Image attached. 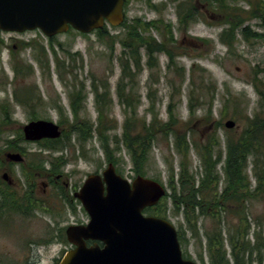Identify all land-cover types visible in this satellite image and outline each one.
<instances>
[{
  "label": "rangeland",
  "instance_id": "obj_1",
  "mask_svg": "<svg viewBox=\"0 0 264 264\" xmlns=\"http://www.w3.org/2000/svg\"><path fill=\"white\" fill-rule=\"evenodd\" d=\"M261 1L264 3V0ZM249 2H256V0H223L218 4L217 1H212L209 6L201 0H128L126 3L125 13L128 22L140 18L144 22L163 20L164 23L172 24L174 40L171 41V48L175 52L174 63L169 67L170 59L167 54H155L156 65L151 67L148 64L149 56L146 53L142 56L143 69L139 74L137 73L138 75L136 74L138 87L135 89L141 100L138 117L141 124L150 123L155 114L158 115V121L164 123L170 119L169 105L172 103L174 117L177 120L176 131L179 135L185 134L192 145L189 161L195 172H200L202 169L200 151L205 147L204 145L217 139L219 146L215 149L218 152L221 147L223 158H225L227 139L239 138L248 125L247 119L261 110L260 97L253 86V79L258 77L264 83V40L255 41L250 38L249 41H245L244 38H240L235 49L231 51L220 42L221 32L226 27L223 24V15L227 13L244 15L243 10L249 9ZM221 5L231 8L221 10ZM187 7L195 8L199 18L185 31L179 24V12H183ZM207 8H209L208 12ZM234 8L237 11H234ZM250 25L254 31L264 33V26L261 27L264 25L263 19L253 20ZM108 31L110 35H118L122 38L125 36L126 27ZM150 33H153L159 41L162 40L160 32L155 28H152ZM86 35L72 30L54 37L57 55L61 61H66L67 66L71 65L68 52L81 53V56L76 58L73 64L74 72L70 75L61 74L58 71L55 56L50 49L53 44L50 38L39 30L24 35H4L3 42H0V106L4 101H9L10 105L15 107L16 113L11 117L13 123L3 129L5 132L1 139H16L22 127L34 121L29 119L27 109L19 106L14 100V91L19 92L26 86L37 87L42 95L45 107L37 109L39 120L53 121L60 125L61 114L55 109L47 108L56 105L52 102L63 105L68 111L70 109L69 95L75 91L77 84L81 86L84 82L86 90L90 91V85L94 79L97 82L109 81L115 103L112 111L121 126L125 115L123 108L117 103L116 88L122 77L119 62V57L123 54L122 47L117 43L115 50L111 51L108 46L110 42L107 41V44L101 42L95 32ZM29 40L34 46L32 49L24 46ZM60 45H63L64 49ZM42 46L48 51V58L51 61L49 72L42 70L36 58L39 55L45 61L46 54L35 49L36 47L40 50ZM13 64L16 67L32 66V75L23 81L21 75L15 77L12 70ZM150 93L154 103L149 98ZM229 99L232 101L227 103ZM191 105L194 111L193 116L190 111ZM84 114L96 120L97 113L91 93H89ZM229 121L235 123L231 129L226 127ZM116 133L120 134L121 129ZM174 143L175 135L173 134L156 135L155 145L145 168L147 173L143 176L163 183L168 193H171L169 186L171 169L174 167L175 172L178 173L181 160ZM21 146L27 152L23 155L24 162L9 165L11 161L8 160L7 154L14 152L5 149L7 147L5 140L0 142V178L5 180V174H8V180L10 177L15 178L19 182V186L16 187L19 193L27 187V181L31 182L33 178L30 175L33 167L26 164L34 159L50 160L51 158V153L43 150L38 142L25 140ZM60 154L55 153V156ZM63 155L68 161L63 168L67 178L62 176L61 179L68 180L71 194L74 189L79 191L88 175L102 174L109 164L97 138L87 144L84 155L76 140L73 139L72 143L64 149ZM116 160L117 165H114L117 172L130 182L137 176H142L136 175L133 171V162L125 149L117 153ZM45 167L49 169V163L47 166L45 163ZM222 167L223 163L218 166V170L222 171ZM40 175L42 174L39 172L35 175L36 196L43 208L47 207L53 212L48 214L41 209L31 214L14 211L8 215H0V264H56V261L63 257L65 243L52 241V239L54 236H63L65 227L71 225L77 217L70 215L69 204L58 198L59 188H56L55 183L57 177L51 179L49 178L51 174L42 177ZM249 178L254 188L256 180L251 170ZM5 181L8 183L7 180ZM47 183L49 188L46 194L44 184ZM58 186L62 185L58 184ZM223 187L222 182L221 188ZM248 206L255 215H264V200L253 198L248 202ZM172 209L173 207L170 209L168 220L177 230L181 224L187 228L183 215L173 214ZM144 215L153 216L154 214L144 211ZM78 218L87 221L89 215L85 210L80 211ZM201 224L200 228L210 227L211 223L201 218ZM203 233L201 228L202 236ZM187 238H189L188 245H181L183 255L197 264H202L200 253L203 252L205 263L210 264L205 252V242L202 247L190 232ZM254 258L257 259L254 264H260L258 256Z\"/></svg>",
  "mask_w": 264,
  "mask_h": 264
},
{
  "label": "trees",
  "instance_id": "obj_2",
  "mask_svg": "<svg viewBox=\"0 0 264 264\" xmlns=\"http://www.w3.org/2000/svg\"><path fill=\"white\" fill-rule=\"evenodd\" d=\"M248 5L249 9L243 10L244 15L242 13L223 15V24L226 27L221 32L220 42L228 47L229 51L235 49L240 38H244L245 41H249L250 38L255 41L264 40V33L254 31L250 25L253 20H264V3L261 0H256V2H249ZM230 8L225 5L220 6L221 10ZM195 10L193 7H187L183 12H179V24L183 30H188L191 23L199 18ZM233 10L237 11L235 8ZM121 27H126L125 36L122 38H119L118 35H110L107 27L97 30L95 33L101 42L106 44L107 41L110 42L108 46L111 51L115 50L117 43L122 47L123 54L119 57L122 77L117 83L116 94L117 103L123 108L125 120L120 126L114 116L112 108L115 103L112 99L109 81L97 82L94 79L91 82L90 91L86 90L84 82L81 83V86L77 84V88H74L75 91L69 95L70 112L63 105L52 102V104H56L58 112L61 114L59 124L62 136L59 139L37 141L43 150L51 153V158L50 160L34 159L26 164L33 167V171L30 173L33 178H31V182L27 181V187L22 193L0 178V215H8L14 211L31 214L41 209L46 213L53 212L47 207L43 208L36 196L37 178L35 175L38 172L42 174L41 177L51 174L49 178L52 179L62 174L63 168L68 164V161L64 159L63 152L73 139L76 140L84 155L87 144L97 138L108 163L115 165H117V153L125 149L133 162V171L136 175L145 176L147 173L145 168L155 145L156 135L160 133H164L165 136L173 134L175 135L174 147L181 156L179 171L176 173L175 168L172 167V174L169 178L171 193H167L159 205L146 211L166 219H169L171 207H173V214L181 213L187 224V228L181 224L178 229L181 245H188L187 234L190 232L202 247L205 242V252L210 264H254L257 261L254 256H258V262L264 264V215H255L248 206V202L253 198L264 200V83L258 77L253 79V86L260 97L262 111H258L252 118L247 119L248 125L239 138L230 137L227 139L225 158H223L221 147L218 152L215 149L216 146H219L217 139L204 145L205 147L200 151L202 169L200 172H195L189 161L192 145L185 134L179 135L176 131L177 120L174 117L172 103L169 105L170 119L164 123L158 121V115H155L154 112V119L150 123L143 122L141 124L138 117L141 100L135 89L138 87L136 74H139L143 69L142 56L144 53L149 56L148 64L151 67L156 65L155 54H167L170 59L169 67L174 63L175 52L171 48V41L174 40L172 24L164 23L163 20L144 22L137 18L131 22L126 19ZM152 28L160 32L161 41L153 33H150ZM54 41V38L50 39L53 44L50 49L55 56L56 67L60 73L62 71L61 74L70 75L74 72L73 64L76 58L81 56V53L68 52L71 65L67 66L66 61H61L58 57ZM0 42H3L2 39ZM24 46L34 48L32 43H27ZM60 46L63 47V45ZM35 49L46 54L45 61L39 55L36 58L42 70L49 72L51 61L48 58V51L44 46L40 50L36 47ZM16 70L21 75L22 81L32 75V66H17ZM261 85L263 87H260ZM28 87L14 92L15 102L25 109H35V106L44 104L38 88ZM89 93L93 95L97 113L96 120L84 114ZM149 98L154 103L152 93L149 94ZM229 100L227 103L232 101ZM3 104L0 106V142L5 140L7 146L5 149L11 152L25 154L27 152L21 146V143L25 141L22 130L16 139H1L5 132L3 129L13 123L11 114L7 111L10 102L4 101ZM190 109L193 116L192 105ZM28 113L29 119L39 120V114L35 110L33 114L29 111ZM119 129H121L120 134L116 133ZM55 153L61 154L55 156ZM45 163L46 166L49 163V169L45 167ZM221 163H223L222 171L218 170ZM8 164L13 165L14 163ZM250 170L256 180L254 188L249 178ZM52 182L54 181L52 180ZM222 182L223 188H221ZM56 188H59L58 198L72 205L69 199L70 197L74 198L73 195L69 196L64 186L57 185ZM201 218L209 220L211 223L210 227H201L204 231L203 236L200 228L202 226V224L200 225ZM53 240L68 243L64 235L54 236ZM200 258L202 264H206L203 252L200 253Z\"/></svg>",
  "mask_w": 264,
  "mask_h": 264
},
{
  "label": "water",
  "instance_id": "obj_3",
  "mask_svg": "<svg viewBox=\"0 0 264 264\" xmlns=\"http://www.w3.org/2000/svg\"><path fill=\"white\" fill-rule=\"evenodd\" d=\"M124 21V0H0V34L40 30L52 38L70 28L91 34L106 23L118 27ZM234 126L232 121L226 123L229 129ZM22 130L29 142L62 136L60 125L42 119ZM7 158L14 163L25 160L21 153H9ZM4 178L8 181V174ZM166 194L165 185L156 180L137 176L130 182L113 163L102 174H90L74 194L90 221L67 228V239L75 249L66 252L59 264H197L184 258L170 221L144 215ZM89 240L96 243L88 246Z\"/></svg>",
  "mask_w": 264,
  "mask_h": 264
},
{
  "label": "flooded vegetation",
  "instance_id": "obj_4",
  "mask_svg": "<svg viewBox=\"0 0 264 264\" xmlns=\"http://www.w3.org/2000/svg\"><path fill=\"white\" fill-rule=\"evenodd\" d=\"M201 1H204L205 2V4L206 5H210L211 4V2L213 1V0H201ZM223 0H218L217 1V4L218 3H220V2H222ZM128 2V0H124V14H125V18H126V13H125V7H126V3ZM214 2H216V1H214ZM195 9V8H194ZM209 11V8H207V12ZM153 21H159V20H153ZM152 22V21H151ZM105 27H107V29L109 30V29H117V28H120V27H112V26H110L108 23L104 26V28ZM70 31H72V29H70L68 32H70ZM28 32H30V31H26V32H23V33H13V32H2L1 34H0V39H2L3 37H4V35H6V34H11V35H13V34H18V35H24V34H26V33H28ZM55 38H56V36H55ZM51 39V38H50ZM27 43H30V42H32V41H26ZM30 47V49H32L33 47L32 46H29ZM50 50V49H49ZM12 70H13V72L15 73V77H18L20 74L17 72V70H16V65L15 64H13V67H12ZM61 73H62V71H61ZM17 74H19V75H17ZM15 92V91H14ZM57 103V102H56ZM13 105H8L7 106V111H9V113L11 114V117L13 116V115H15V113H16V109H15V107H12ZM44 108L45 106H44V104H40V105H37V106H35L34 108L35 109H32V108H27V111H29L31 114H33V111L35 110L37 113H38V111H37V109L38 108ZM47 108H49V110H51V109H55L56 111H58V108H57V106L55 105L54 107H51V106H49V107H47ZM69 111H71V109H69ZM119 174V173H118ZM62 176H65V179L67 178L66 177V175L65 174H62V175H58L57 176V179H56V184L58 185V184H60V185H62V186H64L65 187V189H66V191L69 193V183H68V180H62L61 178H62ZM8 184L9 185H11L12 187H14V188H16L17 186H19V182L17 181V180H15V178H13V177H10L9 178V180H8ZM44 186H45V190H44V193H46L47 194V189L49 188L48 186H49V183H47V184H44ZM82 187V186H81ZM77 191V189H74V191H73V193L71 194V193H69V196H71V195H73V197H74V194H75V192ZM70 202H71V204L72 205H69L70 206V215H72V216H75V217H77V218H74V220L72 221V223H71V225H75V226H80V225H86V224H88L89 223V221H90V217H89V219L87 220V221H82L80 218H78V216H79V213H80V211L81 212H83L84 211V208H83V206H82V204H81V202L77 199V198H72V197H70ZM48 214H51V213H48ZM153 216H155V217H159V218H163V217H160V216H158V215H156V214H154ZM71 225H68L67 227H65V237H66V239H67V235H66V230H67V228L69 227V226H71ZM67 241H68V239H67ZM86 243H87V245L88 246H92V245H94L96 242L95 241H91V240H89V241H86ZM101 247H103V243H101V242H97ZM72 249H75V246L73 245V244H71L69 241H68V243H65V249H64V251H63V256L65 255V253L66 252H69L70 250H72ZM61 260V259H60ZM60 260H57L56 262V264H59V262H60Z\"/></svg>",
  "mask_w": 264,
  "mask_h": 264
}]
</instances>
